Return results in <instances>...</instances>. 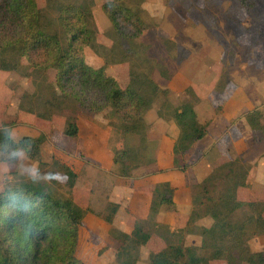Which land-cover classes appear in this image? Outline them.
Here are the masks:
<instances>
[{
	"label": "trees",
	"instance_id": "1",
	"mask_svg": "<svg viewBox=\"0 0 264 264\" xmlns=\"http://www.w3.org/2000/svg\"><path fill=\"white\" fill-rule=\"evenodd\" d=\"M46 2L45 7H40L37 0H0V70L15 72L27 68L24 76L32 78L34 86L20 98V115L49 121L55 112L106 111L108 118L119 121L124 135L141 137L145 151L149 142L145 115L162 95L170 94L169 88L157 83L154 73L158 71L171 80L187 58V50L168 37H159L157 41L170 60H166L170 65H163L158 49L155 54L153 46L143 41L147 23L126 0H110L103 5L112 24L106 32L113 41L109 48L97 41L96 0ZM181 2L190 12L196 8L188 0ZM235 2L248 11L257 9L254 0ZM252 34L264 36V20L258 29H252ZM88 46L100 52L103 49L100 54L104 66L95 68L87 62ZM110 63L128 65L130 82L126 87L108 74ZM52 69L56 72L54 81L49 75ZM226 84L222 81L219 89ZM195 106V102L183 101L179 106L170 105L168 113L163 107L158 110L159 117L173 120L179 128L172 153L174 166L183 171L189 168L186 154L208 133L209 123L199 120ZM244 117L255 140L264 142V110H248ZM64 132L70 137L78 136L76 117L68 118ZM45 140L44 135L15 140L12 125L1 122L0 162L7 163L14 172L22 151L31 159L41 160ZM138 151H115L114 162L120 175H131L133 165L127 163L142 156L143 152ZM154 162V158H148L146 163ZM254 167L245 157L238 156L215 167L203 181H195L192 209L185 225L176 228L157 220L160 211L177 210L176 187L171 181L154 183L149 192V215L137 220L131 232L112 229L120 243L117 262L138 264L141 248L151 241L154 232L167 245L150 254V264H210L213 260L264 264V250L253 251L249 244L251 238L264 235V201H243L239 196L240 190L250 185ZM63 168L74 186L76 173L70 166ZM112 206V215L105 217L109 223L114 222L120 207L118 203ZM87 213L88 209L72 197H57L46 185L15 174L14 181L0 191V264H86L77 251ZM206 217L213 220L210 226L196 225ZM189 233L201 235V245H186Z\"/></svg>",
	"mask_w": 264,
	"mask_h": 264
},
{
	"label": "rangeland",
	"instance_id": "2",
	"mask_svg": "<svg viewBox=\"0 0 264 264\" xmlns=\"http://www.w3.org/2000/svg\"><path fill=\"white\" fill-rule=\"evenodd\" d=\"M46 1L37 0L40 7H45ZM108 1L110 0H96L94 7L97 41L106 48L113 44L106 36V32L112 27L103 10V5ZM254 1L257 9L248 11L235 0H188V4L196 7L190 12L181 0H126L128 6L139 10L147 23L143 41L153 46L155 54L156 48L158 49L163 65H170L167 63L170 60L160 41H157L159 37L176 41L188 52L187 58L171 80L158 71L154 73L157 83L163 88H169L170 94L162 95L145 115L149 137L145 151L141 137L124 135L119 121L108 118L106 111L97 114H88L82 110L75 113L55 112L54 118L49 121L35 115H20V98L25 92L33 90L32 78L24 76L27 68L15 72L0 70V123H10L12 130L15 128L18 131L16 140L24 137L23 134L27 132L34 133L33 130L46 137L42 145L41 160L31 159L22 151L14 172L7 163L0 162V191L14 181L15 174H19L46 185L57 197H72L86 207L88 213L81 227L77 251L78 257L86 264H119L116 256L120 243L112 229H131L133 222L146 214L147 195L136 192L135 197L132 188L146 186L160 175H167L173 180L179 203H183L189 199L186 189L189 185V168L194 165L203 166L206 161L209 163L219 158L222 160L227 157L231 160L243 156L255 167L249 179L250 185L240 190V199L264 201L263 141L257 145L254 140L246 139L241 146H229L228 152H214L213 145L210 148L206 146L205 149L195 146L185 158L189 168L183 171L173 165L172 159V140L177 135L176 126L160 122L158 116L160 107L168 113L170 105L175 107L183 101H200L199 115L203 123H206L211 116L224 112L221 99L227 89V93L236 91L239 82H243L245 86L243 88L248 93L250 107L256 104L253 107L264 110V93L260 89L264 87V36L255 37L252 34V29H258L260 22L264 20V0ZM101 52L93 47H86L87 62L95 68L104 66ZM24 63L27 64V61L24 60ZM107 72L116 77L123 87L130 82L126 63H110L107 65ZM49 75L50 80L54 81L55 70H50ZM222 81L227 84L221 90L219 86ZM213 107L216 108L213 110ZM71 117L77 118L80 127L76 137H70L64 132L66 122ZM239 117L234 118L231 124L238 123L241 119ZM207 123L210 124L209 121ZM214 133L216 130L211 133L213 139L219 140L224 134L216 138ZM118 149L143 152L138 160L128 161V166L133 165L130 176L120 175V168L114 162L115 151ZM148 158H154L155 162L146 163ZM64 165L70 166L77 175L74 186L70 185ZM206 172L205 168L203 175ZM116 199L122 209L119 208L115 222L109 223L105 217L112 215V203H116ZM181 206L187 207L188 204ZM187 217V214L179 213L178 217L168 220L171 223L177 221L176 226L180 227L185 225ZM212 223L213 220L206 217L196 225L210 226ZM152 233L151 241L141 248L138 264H150V254L167 245L164 239ZM201 242L202 237L198 233L186 235V245L198 246ZM249 244L253 251H263L264 235L251 238ZM210 264H226V261L213 260Z\"/></svg>",
	"mask_w": 264,
	"mask_h": 264
},
{
	"label": "crops",
	"instance_id": "3",
	"mask_svg": "<svg viewBox=\"0 0 264 264\" xmlns=\"http://www.w3.org/2000/svg\"><path fill=\"white\" fill-rule=\"evenodd\" d=\"M232 76H233L234 80L237 81L233 74H232ZM239 83L240 84L237 87L236 91H230V93H227V90L229 91V89H227L225 91L224 96L221 99L222 103L224 104V112L220 113V114H215V115H213V117L211 116V118H209L206 121V123L208 121L210 122V124L208 126L207 135L203 139L197 141L192 146V148L195 147V146H198V147H203L202 149H205L206 146H208L210 148L213 145V147H214L213 151L214 152H218V151L228 152L227 149H228L229 146H241L246 141V139L254 140L257 145L261 144V141H256L254 139V137L252 136L251 127L248 124V122L245 121L246 118H244V114L248 110H252L253 108H255L257 106L253 107V105H256V104H253L250 107V102H249L250 99H249V97L247 95L248 93H247L246 89H244L245 86H244L243 82L242 83L239 82ZM260 89L264 93V87H262ZM199 102L200 101H198L196 103L195 108H196L199 120L201 122H203L201 120L200 115H199V109H198ZM215 108L216 107H213V110ZM237 116L238 117L240 116L239 117V118H241L240 121L238 123L231 124L232 120H234V118H236ZM159 119H160V122H164L167 125L168 124L169 125L173 124L174 126H176L177 135L172 140V148H173V145H174V143L176 142V140H177V138L179 136V129H178L176 123L173 120H167V119H164L162 117H159ZM213 130H216V133H214V136H216V138H217V136H219V135H221L223 133H224L223 134L224 137L221 136V140H219V138L213 139L214 137L211 136V133L213 132ZM33 131H34V133L27 132V133H25L23 135L32 136V137L40 136V133H35V130H33ZM17 133H18V131L14 128V130H12V137L14 139H15V135ZM234 148L235 149H239L238 147H234ZM191 149H190V151H191ZM239 150H241V149H239ZM188 153L186 154V157H187ZM172 159H173V157H172ZM219 159H221V158H219ZM219 159L216 160V161H212V162L210 161L209 163L206 161L205 165L202 164L203 166L194 165L191 168H189V170L187 171V174L189 176V177H187V180L189 181V185H188V187H186V189L188 190L187 192H188L189 199L187 201L183 202V203H179V200H178L179 196L177 195V187L175 186V183L173 182V180L171 178H169L167 175H164V176L160 175V177H156L153 181H151L150 183H147L148 185H146V186H141V187L138 186V188L134 186L132 188V190L135 191V197H136V192H137L139 194L142 193L143 195H147V198H148L147 201L145 202L146 214L144 216H142L140 219H143V218H145V217H147L149 215V201H150V198H151V193H149V192H151V190H150L151 186L154 183H157V182L171 181L174 184V186L176 187L175 201L177 203V210L176 211L162 210L157 215V220L159 222L167 223V224L171 225L172 228H176L177 227L176 226L177 221L176 222L173 221L174 223H171V221H169L168 219H171V217H176V216L178 217L179 213H183V214H187V215L190 213V211L192 209V199H193L192 198L193 197V194H192V186L193 185L192 184H194L195 181H198V182L203 181L212 172V170L215 167H217L218 165L230 160V158H227V157L222 159V160H219ZM173 165H174V163H173ZM205 168L207 169V172L205 173V175H203V170ZM136 200L138 202V199H136ZM115 201H116V203L119 204V201L117 199ZM183 204H188V206L187 207L181 206ZM119 208L121 210L122 206H120ZM116 217H117V214H116V216L114 218V222H115ZM136 221L137 220H135L133 222V226H132L131 229L122 228V230L126 231V232H131Z\"/></svg>",
	"mask_w": 264,
	"mask_h": 264
}]
</instances>
